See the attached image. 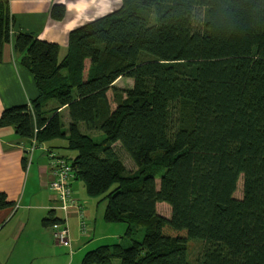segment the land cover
<instances>
[{
	"label": "trees",
	"instance_id": "16d2710c",
	"mask_svg": "<svg viewBox=\"0 0 264 264\" xmlns=\"http://www.w3.org/2000/svg\"><path fill=\"white\" fill-rule=\"evenodd\" d=\"M65 12L49 10L56 21ZM13 28L0 0V62ZM13 49L37 93L3 108L0 128L56 155L73 150L57 155L73 167L70 183L83 180L105 202L103 220L125 223L131 239L89 249L80 264H264V0H121L71 30L65 47L17 30ZM120 77L132 86L115 87ZM13 204L0 192V209ZM42 224L65 219L49 210ZM190 240L201 243L193 263Z\"/></svg>",
	"mask_w": 264,
	"mask_h": 264
},
{
	"label": "crops",
	"instance_id": "0c3cea01",
	"mask_svg": "<svg viewBox=\"0 0 264 264\" xmlns=\"http://www.w3.org/2000/svg\"><path fill=\"white\" fill-rule=\"evenodd\" d=\"M8 3L14 18V28L10 42L4 44L2 50L0 112L11 105L29 103L37 93L32 75L20 64L14 52V31L33 32L41 40L65 47L71 30L109 14L121 6V0H8ZM54 3H62L66 8L64 18L60 21L50 17L49 10ZM59 110L63 112V120L66 124L68 118L65 108ZM31 142L32 139L17 135L10 126L0 128V192H4L8 200L14 203L0 209V264L79 262L83 250L93 243L116 238V234L110 233L109 229L103 230L106 233H101L96 228L100 220H103L105 204L102 207L103 211H98L92 218L89 212L91 204L86 202L83 195L79 196L76 190L72 189L75 183L73 179L70 183L72 193L81 204L83 213L76 208H70L67 213L60 210L56 195L49 188L51 180L49 157L44 155L42 148H34L30 152ZM43 146L44 149L47 147L45 143ZM24 157L27 159L25 166L22 162ZM49 210H54V216L65 219L66 226L69 219L76 217L79 221V212L83 214L89 227L88 234L83 236H87L85 238L89 241L82 243V235L78 232L80 228L78 227L77 230L74 228L70 232L68 226L66 243L55 240L53 233L57 226H62L42 224ZM96 210L97 206L92 211L93 214ZM58 247L66 248L70 256L66 258L58 251ZM76 247L77 250L74 252Z\"/></svg>",
	"mask_w": 264,
	"mask_h": 264
},
{
	"label": "rangeland",
	"instance_id": "374dc122",
	"mask_svg": "<svg viewBox=\"0 0 264 264\" xmlns=\"http://www.w3.org/2000/svg\"><path fill=\"white\" fill-rule=\"evenodd\" d=\"M113 85L115 87H118V88H121V89L122 88L123 89L124 88H129V87L132 86V79L128 78V77H120L113 83ZM107 96H108V98L110 100L111 106L114 107L115 104L113 102V93H112L111 89H109L107 91ZM50 106H54V104L50 103ZM62 120H63V118H62ZM80 128L83 130V125H80ZM91 134L95 137L96 140H100L101 138H103V134L102 133L96 132V133H91ZM48 144H55L57 146L59 144H62V141H61V139L60 140L56 139L54 141L49 142ZM37 151L39 152V150H37ZM53 152L57 153L58 155L69 156V157L74 155V151L73 150H67V149H65L63 147H54ZM43 153H44L45 156H48V151H47L46 148L43 150ZM120 154H121L122 161H123V163L125 165V168L128 171L134 170L136 168V166L129 159V157L126 155V153L122 150V152H120ZM159 180H160V177L156 176L155 177L156 187L159 186ZM74 181H75V183H73L72 189L76 190V192H77V194L79 196L83 195L85 197V199H86V202H89L91 204V208L89 207V212H90L91 217L94 218L97 215L98 211H103L102 207H104L105 202H102L99 205L98 199L100 198V196H91V195H89L86 192L83 180H81L80 178H76ZM242 182H243L242 176H240L238 181H237L236 190H235V192L233 194L234 197H236V198H241L242 197ZM98 205H99V207H98ZM95 206H97V210L93 214L92 211H94ZM156 210H157V212L159 214L165 215V216H169V214L171 213L170 205L167 204L166 202H158L157 205H156ZM57 212L61 213L59 210H57ZM79 221H78V219L76 217L68 220L67 226L69 227L70 232L74 228L76 230L78 229ZM108 227H110V228H108ZM96 228H97V231L101 232V233H103L104 231H107L109 229L110 233L116 234L115 235L116 238L114 237L113 239L110 238V239H105L103 241H97L96 243H93L91 246H89L88 248L83 250V253L85 251H87L89 249H93V248H95V247H97V246H99L101 244H112L114 242H119L121 244V246L124 247V248L128 247L131 244V239L124 235L125 230H126V225L123 222H106L104 220H100L99 224L96 225ZM88 231H89V228H87V232ZM104 233H106V232H104ZM90 234L91 233H89V236H90ZM142 235H143L142 231L135 232L132 235V238L135 239V240H141ZM119 236L120 237L122 236V237L119 238ZM81 237L83 238L82 239V243H87L89 241V239L85 238L87 236H81ZM200 248H201V243L198 240H190V241H188V252L187 253H188V258H189V260L192 263L195 261L198 253L200 252ZM76 250H77V247L75 248L74 252ZM58 251L61 254H63L66 258H68L70 256L69 255L70 253H69V251L66 248H63V247L59 248L58 247ZM83 253L81 254V257L83 255ZM71 255H72V253H71ZM81 257H80V260H81ZM73 264H80V261L79 262L75 261ZM113 264H119V260L115 259L113 261Z\"/></svg>",
	"mask_w": 264,
	"mask_h": 264
},
{
	"label": "built area",
	"instance_id": "2783aa9c",
	"mask_svg": "<svg viewBox=\"0 0 264 264\" xmlns=\"http://www.w3.org/2000/svg\"><path fill=\"white\" fill-rule=\"evenodd\" d=\"M34 148H42V145H38L35 142V139H32L31 145L29 147V151L32 152ZM49 157V166L51 173V180L49 182V188L55 193L56 200L58 201V208L65 213L69 211L70 208H76L78 211L82 212L81 204L78 199H76L72 195V191L70 188V180L73 176V167L63 158L56 156L53 153L48 154ZM80 215L79 222V232L84 235H87V224L82 221V215ZM68 234V227L62 226L58 227L53 233L55 240L59 243H66Z\"/></svg>",
	"mask_w": 264,
	"mask_h": 264
},
{
	"label": "bare ground",
	"instance_id": "6f19581e",
	"mask_svg": "<svg viewBox=\"0 0 264 264\" xmlns=\"http://www.w3.org/2000/svg\"><path fill=\"white\" fill-rule=\"evenodd\" d=\"M39 145H42V144H39ZM43 146V145H42ZM44 147V146H43ZM46 148V147H45ZM47 149V148H46ZM48 151V149H47ZM51 152L48 151V154H50ZM54 154V153H53ZM56 155V154H55ZM57 156V155H56ZM59 157V156H58ZM67 161V160H66ZM68 162V161H67ZM81 233V232H80ZM81 235L83 236L84 234L81 233Z\"/></svg>",
	"mask_w": 264,
	"mask_h": 264
}]
</instances>
